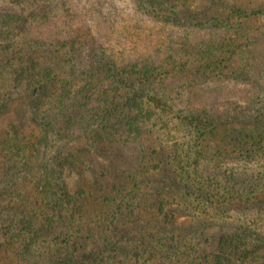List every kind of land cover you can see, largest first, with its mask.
Masks as SVG:
<instances>
[{"label": "rangeland", "instance_id": "374dc122", "mask_svg": "<svg viewBox=\"0 0 264 264\" xmlns=\"http://www.w3.org/2000/svg\"><path fill=\"white\" fill-rule=\"evenodd\" d=\"M18 1L0 0V17L7 14L6 18H12V13L18 14L23 8L29 12L27 0ZM47 1L53 8L59 7L60 2L64 6L49 26L37 20L27 26L17 23L14 31L7 32L6 39L12 37L10 42L15 43L19 37L68 39L77 34L96 38L95 53L104 54L117 64L129 60L170 63H166V70L163 65L159 81L146 89L148 98L157 91L156 101L166 106L155 110L152 122L144 126V141L128 142L123 148L127 162L118 169L119 178L112 173L107 179L111 190L103 193L97 186L95 192L91 184L86 185L89 176L79 179L78 170L65 175L72 188L82 187L87 193L83 201L88 198L93 205L95 200L97 219L106 210L107 204L102 206L104 197L127 207L122 206L124 209L117 213L114 230L119 236L128 235L126 246L138 248L140 259L143 253L141 261L129 264H211L208 253L219 239L218 244L223 238L225 247L240 251L264 242V122H261L264 119V17L251 14L260 8L257 5L262 0H229L244 7L245 12L246 6H250L243 17L229 21L224 18L228 7L220 0L223 5L218 6L214 20L175 25L148 20L142 13V0ZM180 1L185 4V0ZM202 4L211 6L207 1ZM199 6L196 0L186 4L191 9ZM12 24V21L3 23L0 18V32L4 34ZM203 50L207 53L206 60L199 56ZM176 62L181 64L175 65ZM7 65L6 72L12 69ZM7 84H0V90ZM21 91L24 90L15 89L13 95L19 97ZM8 104L0 115V168L8 179H14L13 183L24 180L23 184L34 197L32 179L37 178L32 168L26 167L11 175L4 172L2 146L6 134L12 135L7 131L8 124H22V130L31 125L26 113L27 107L31 108L27 98L25 103V99L13 97ZM168 106L172 108L169 110ZM196 114L200 117L196 118ZM198 119L211 127H197ZM23 123H26L24 127ZM241 140L245 142L244 152L238 145ZM157 144L162 145L161 149L171 145L176 158L164 160L159 170L150 173V177L144 176L141 147L150 153ZM141 182L147 185L142 188L151 190V193L147 191L150 197H156L159 190L157 201L162 199L166 203L160 215L156 205L150 206L151 202L141 204ZM189 183L193 192L188 197ZM8 192L0 193V264L15 263L11 248L18 246L19 238L12 234H20L21 240L24 238L12 221L18 195L15 191L11 195ZM147 199L151 201L148 196ZM11 231L14 232L11 234ZM48 235L44 236L45 245L52 241ZM151 235L152 249L145 250ZM158 242L180 251L184 247L183 254L168 261L164 253L154 248ZM238 257L234 255L231 261H237ZM246 264H264V255Z\"/></svg>", "mask_w": 264, "mask_h": 264}, {"label": "trees", "instance_id": "16d2710c", "mask_svg": "<svg viewBox=\"0 0 264 264\" xmlns=\"http://www.w3.org/2000/svg\"><path fill=\"white\" fill-rule=\"evenodd\" d=\"M190 1L185 0L183 4L180 0H142V13L148 20L161 24L175 25L174 23L184 21L198 24L204 23V20L206 23L214 20L217 8L223 5L220 0H196L200 2L199 8L191 9L186 7ZM205 1L211 6L202 4ZM26 2L29 12L23 8L18 14L12 13V18H6L7 14L0 17L3 23H13L4 34L0 32V70L6 72V65L12 66L6 72L8 75L0 72V84L8 83L0 90V115L5 112L13 97L25 99V103L27 98L31 105L26 112L31 123L27 130H22V124L19 123L8 124L7 131L12 135L6 134L2 146L3 152L5 151L4 172L11 175L30 167L37 178L32 179L36 190L32 197L23 184L24 180L21 182L18 179L17 183H13L14 179H8L0 168V193L9 191L11 195L15 191L18 195L16 215L12 221L15 228L24 234L21 240L20 234L13 235L14 231H11L12 237L19 238L18 246L11 248L16 257L12 264L139 262L143 253L140 259L138 248L126 246L128 235L119 236L114 230L116 215L124 209V203H114L104 197L102 206L107 204L106 210L97 219L98 205L94 197L88 193L94 201L93 205L88 198L83 201L82 198L87 193L82 187L79 190L72 188V183L65 180V175L78 170L79 179L89 176V182L83 181L86 185L91 184L95 192L97 186L102 188L100 191L103 190V193L111 190L107 179L112 173L113 177L119 178L117 171L121 165L125 167L123 163L127 162L123 148L135 140L144 141V126L152 122L155 110L161 105L166 106L156 101L157 91H153V95L148 98L146 89L159 81V76L163 74L160 70L164 64V69L168 67L166 63L169 62L129 60L117 64L104 54L95 53L94 48L98 47L96 38H83L77 34L68 39L19 37L15 43H11L12 37L6 39V35L8 31L15 30V24L27 26L37 20L42 25L49 26L64 7L60 2L59 7L53 8L47 0ZM223 3L228 7L227 17H224L228 21L241 18L250 11V6H246L245 12L244 7L232 4L229 0H223ZM261 5H264V0L257 5L260 8L251 13L253 16L264 17ZM199 56L206 60L207 53L200 51ZM172 57L168 58L173 59ZM177 63L181 64L176 62L175 65ZM15 89L24 91L16 97L13 95ZM171 108L172 106H168L169 110ZM197 117L200 115L196 114ZM247 123H250L249 119ZM25 125L23 123V127ZM200 126L206 129L211 127L198 119L197 127ZM210 134L209 132L208 135ZM244 144L242 140L238 143L242 152ZM255 145L258 146L256 143ZM156 147L150 149V153L141 147L139 153L141 165H144V176L150 177L159 170L164 160L176 158L171 145L161 149L162 145L158 147L157 144ZM191 185L189 183L186 191L188 197L193 192ZM142 186L147 185L141 182V204L151 202L150 206L155 208L156 205L160 215L166 203H162V199L157 201L160 198L159 190H156V197H150L151 190ZM186 201L189 202L188 199ZM94 225L100 227L95 229ZM45 235L52 237L51 244L45 245ZM148 239L145 250L152 249L150 245L152 246L154 238L151 235ZM219 240L208 253L211 254V264H246L247 261L264 255V242L252 245L247 251H240L239 248L236 250L234 247H225L222 244L223 238L218 244ZM154 248L159 253H164L168 261L176 259L174 256L183 254L184 250V247L181 251L173 246L167 248L162 242L155 243ZM234 255L239 256L235 262L231 261Z\"/></svg>", "mask_w": 264, "mask_h": 264}]
</instances>
